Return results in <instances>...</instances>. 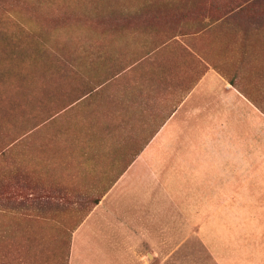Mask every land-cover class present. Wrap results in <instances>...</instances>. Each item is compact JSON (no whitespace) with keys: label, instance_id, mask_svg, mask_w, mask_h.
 <instances>
[{"label":"rangeland","instance_id":"374dc122","mask_svg":"<svg viewBox=\"0 0 264 264\" xmlns=\"http://www.w3.org/2000/svg\"><path fill=\"white\" fill-rule=\"evenodd\" d=\"M181 40L238 91L217 124L81 173L115 77ZM0 264H264V0H0Z\"/></svg>","mask_w":264,"mask_h":264},{"label":"crops","instance_id":"0c3cea01","mask_svg":"<svg viewBox=\"0 0 264 264\" xmlns=\"http://www.w3.org/2000/svg\"><path fill=\"white\" fill-rule=\"evenodd\" d=\"M180 42L147 52L115 77L105 91L106 101L98 104V135L83 152L81 173L114 175L115 186L141 159L189 156L184 149H171V143L197 141L202 126L216 123L219 87L225 97L237 90L193 46ZM209 174H197L192 188L212 183ZM220 181L233 183L227 173Z\"/></svg>","mask_w":264,"mask_h":264},{"label":"trees","instance_id":"16d2710c","mask_svg":"<svg viewBox=\"0 0 264 264\" xmlns=\"http://www.w3.org/2000/svg\"><path fill=\"white\" fill-rule=\"evenodd\" d=\"M229 83H230L232 86H234L232 82H229Z\"/></svg>","mask_w":264,"mask_h":264}]
</instances>
